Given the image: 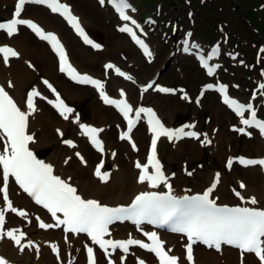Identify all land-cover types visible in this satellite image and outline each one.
I'll return each instance as SVG.
<instances>
[{
  "label": "bare ground",
  "instance_id": "6f19581e",
  "mask_svg": "<svg viewBox=\"0 0 264 264\" xmlns=\"http://www.w3.org/2000/svg\"><path fill=\"white\" fill-rule=\"evenodd\" d=\"M12 2L16 4V0H0V10H5L6 4L10 5ZM27 5L28 4H26L24 8ZM72 8L79 14L85 25L92 23L89 17L85 18L73 6ZM37 17L43 24L47 25L49 28H53L48 30L56 31L59 34L68 50H70V56H72L71 58L74 60L75 64H77V61L72 50H75L77 55L81 57L79 60H81L82 67L97 68L96 65L99 63L98 59L94 56L87 58L85 51L81 49L79 47L80 45L77 43V41H79L78 38L72 34L59 15L47 9V14L39 12ZM121 25H123V23ZM67 31L71 33L72 37ZM33 37L35 40H31L26 36L23 37L17 33L11 37H7L5 39L6 42H9L19 55L15 58H9L7 63L4 62L3 57L0 55V78L6 89L14 96L23 111L28 113L26 131L28 135L33 136L31 146L37 150L45 149L48 152L45 156V162L52 166L57 175L76 187L78 192L89 200H96L100 204H126L134 195L148 190L149 187L146 181L144 183L139 182V169H137L135 165L138 161L143 164L141 150L144 145L139 144V150L134 152L126 142H122L124 143L125 151V153L122 154L119 152L116 145L112 144L110 141L109 127L113 121V111L111 107L104 106L103 104L96 105L95 102L91 103L92 118L99 119L100 127L102 128L99 134L104 139L102 152L95 150L88 143L85 130H80L79 121L82 120V116L77 107L73 109L72 113L68 114L69 118L67 120H65L60 113L55 111L54 108L45 109L44 99L49 100L52 99L53 96L56 98L57 95H59V91L52 94L44 86H36L32 92H37L40 96L37 95L33 97L35 111L32 112L28 108L27 99L30 93L26 91V87L35 78L37 73L43 72L47 76L53 77L56 82L61 78V74L57 71V63L55 64L54 62L55 58L52 56L48 47L43 41L38 40L35 36ZM2 41L3 40L0 39V46ZM33 43L36 45H32ZM101 51H103V53H113L114 49L113 47L109 48L102 46ZM106 61L109 60L107 59ZM106 61L103 63V70ZM218 72L219 69L215 76ZM108 80L110 89L125 98H130L136 88L130 82L118 77L110 76ZM67 86L66 89H62L64 90L63 94L65 96L72 99L85 98V89L80 88L81 90H78V87ZM154 92L153 89L149 90L144 94V98L148 99ZM223 107L227 110L226 106ZM169 111L170 109H168V112ZM172 111H175V109L172 108ZM224 112L223 109L218 110L213 106L211 113L215 121L213 120L214 122L212 125H218V122L222 123L221 116H223ZM160 115L162 116V114ZM224 120L226 119L224 118ZM73 125H77V127L71 131ZM246 130L248 131L249 129ZM209 134L210 143L218 147L220 157L224 158L229 156V152L226 150L227 147L224 145L225 142H229L226 140L227 133L222 132L220 137L218 135V141L216 140L213 130H211ZM133 135L135 137L134 133ZM69 136L71 137L70 141L76 140V146L72 147L66 143ZM257 138L258 139L252 142L257 145L256 148L262 155L264 152V135L259 133ZM182 141L183 140L178 139L174 141L180 146L177 156L185 153L184 147L181 146ZM89 152L101 157L104 161V165L100 172L102 175H108L107 182H103L95 175L97 162L95 165L91 164ZM77 153H79L80 157H78ZM81 157H83V160H81ZM236 168L237 167L233 165L230 169L222 167L215 170L213 173L199 171L197 169L191 170L190 172L180 170L171 173L166 171L164 166L163 176L166 183L162 182L161 184H170L174 192L186 194L188 192H195L203 189L209 182L216 180V173L220 172L218 179L219 184L213 190L215 198H218L221 202H226L235 198L232 194V190L227 186L228 179L231 178L237 185L241 181L245 183V187L241 188V194L244 198L254 197L259 206H264V169L259 166L247 167L242 171V174H240L235 172ZM1 174L2 167L0 166V210H3L5 201L3 199V178ZM210 178L211 181L209 180ZM230 185L233 186L234 184L230 182ZM162 187H165V185H162ZM9 196L12 206L16 208L18 212H25L26 215L21 217L17 213L9 210L5 220V229L6 231L15 230L18 233L23 232V241L27 242L28 246L21 252L17 247L12 245L8 237L4 236V238L0 240V257H4L8 261V264H86L84 252L86 238L83 235H65L62 229L55 226L49 229L40 228V223H52L48 214L43 208L38 206L25 191L18 188L13 182H11L9 187ZM127 234H134L133 226L129 224H117L109 230V235L113 237H124L127 236ZM164 240L168 249L174 253L180 261H183L184 239L178 235L164 234ZM54 248L56 249L55 251ZM194 254L195 264H259L252 254H244V256H241L236 250L230 248H222L220 251H216L198 247ZM141 260L145 261L146 264L155 263L154 257L151 254L136 249L127 255L124 264H138ZM100 264H104V257H101Z\"/></svg>",
  "mask_w": 264,
  "mask_h": 264
},
{
  "label": "snow or ice",
  "instance_id": "6c2138e0",
  "mask_svg": "<svg viewBox=\"0 0 264 264\" xmlns=\"http://www.w3.org/2000/svg\"><path fill=\"white\" fill-rule=\"evenodd\" d=\"M26 3H38L46 4L53 12H59L65 16L77 32L84 37L86 43L91 44L87 36L84 34L83 29L80 28L78 18L71 14L70 8L65 4L58 3V0H18L15 7L14 17L7 23H0V29L7 32L8 36H12L17 33L18 26H27L32 29L37 36L42 40L49 41L52 47L57 51L60 56V71H67L69 75L76 79L79 77L78 82L91 83L98 89H103L102 82L93 80L88 76H80L70 64L67 63L66 54L63 51V46L60 45L59 40L54 34H45V32L30 20L20 18L21 13ZM103 4L104 0H100ZM121 5L126 7L124 0H121ZM121 13L123 20H128L129 17L123 13L122 7L118 9ZM120 31L129 32L136 43L139 44L145 54L151 55L149 49L142 41L136 38L135 33L127 27H122ZM98 47V45H93ZM218 51V49L216 50ZM0 53L3 54L4 62L7 63L9 57H18V53L10 47H0ZM212 55H216L213 52ZM204 66H207V62L204 61ZM112 69L114 66L108 64L106 66ZM117 74L123 76L124 73L118 68ZM208 73H213L212 68H208ZM127 79H132L127 77ZM45 83H47L45 81ZM11 86V85H9ZM51 87V85H49ZM208 87H212L209 85ZM264 88V85H261ZM224 94V103L228 104L241 115H243V105H239L235 100H231L226 94V86H221L219 89ZM54 91V89H53ZM160 91L167 92L168 89H160ZM123 94V93H122ZM39 95L37 92H32L28 95L27 106L34 112L35 106L33 103V97ZM101 97L106 104H111L120 109L125 117H128L130 107L125 102L123 106L115 100L109 99L107 95L101 91ZM59 100L60 115L65 120L69 118L68 114L72 113L73 109L64 105V102ZM51 103V101H49ZM250 109V106H249ZM146 110L141 108L140 113ZM150 117H152V131L156 139L152 140L151 148L152 155L149 157V163L155 168L154 174H148V169L145 167L142 169L143 174L139 176V182L144 183L148 181L151 187H157L158 182L166 183V180L161 172V166L156 159L155 150L157 139L160 136H165L169 140L174 138H183L184 136L193 137L199 139V134L195 132H185L184 128L178 130H169L165 128L158 119L155 118V113L151 109L147 110ZM139 115V113H137ZM252 120L244 119L243 123L247 126H255L260 129L262 135H264V122L256 119V112L252 111ZM28 122V113L21 111L20 108L13 102L12 98L5 91L3 87H0V130H2L4 136L7 138L8 143L4 145V153H8L10 148V155L0 153V164L3 165V199L8 201L7 207L11 212L17 213L23 217L26 215L23 211H17L12 206L11 201L8 198L7 184L9 176L15 177V181L20 187L35 199L37 204L43 205L44 208L56 216L57 212H62L65 219L58 221L67 226V231L72 233H86L93 243L98 244L101 249L107 250L108 247L112 249H122L124 252H128L130 245H138L140 248L146 249L152 252L159 258L160 264H179V258L169 255L164 250L163 243L159 240V237L155 232L151 233L148 238L152 241L151 245L142 243L139 240L129 239L127 241L114 242L112 240H104L103 237L108 234V226L117 220H132L136 224H140L144 220H148L149 223L159 224L160 226L170 225L172 231L186 233L188 240L191 242L187 245V260L193 262V248L192 243L200 241L207 245L209 248H215L220 250L222 244L232 245L241 250V252L253 253L259 258L261 264H264V211H255L250 208H220L217 207L214 201L209 199L208 193L203 196L197 197H184L183 199H176L169 195H158L155 193H141L136 196L135 201L128 208L118 207L110 208L102 206L96 200H85L76 194V188L70 186L64 180L58 176L53 175V168L50 164H46L33 155L28 149V143L33 140L32 135L26 134ZM132 121H129V132L131 131ZM191 127H194L192 125ZM85 134L90 135L92 143L102 151V142L98 140L97 134L102 129L89 128L84 126ZM241 131H243L241 129ZM122 139L129 138L122 136ZM70 146H75L71 141H66ZM133 147L135 145L133 144ZM79 155V153H77ZM83 160V157H81ZM240 163L246 166L248 165H261L264 166V159L252 160L240 158ZM232 161H228V166L231 167ZM98 166L95 175L102 181L107 182L108 175H102ZM137 168H141L140 163L136 164ZM219 177L216 180L218 182ZM169 189L171 188L168 185ZM212 187H215L213 184ZM241 188L245 187L241 183ZM211 189H209V192ZM237 195H240L238 192ZM251 204H256L257 201L253 197L250 200ZM5 213L0 210V239L4 238ZM40 228H50L53 225L39 224ZM7 237L14 241L15 245L20 248V251H24V247L21 246V240L24 238V233L20 232L19 236L16 235V231H7ZM56 249L54 248V251ZM88 264H96L95 255L91 247L87 248ZM0 264H8V261L4 257H0ZM114 264V262H110ZM139 264H145L143 260L139 261Z\"/></svg>",
  "mask_w": 264,
  "mask_h": 264
},
{
  "label": "rangeland",
  "instance_id": "374dc122",
  "mask_svg": "<svg viewBox=\"0 0 264 264\" xmlns=\"http://www.w3.org/2000/svg\"><path fill=\"white\" fill-rule=\"evenodd\" d=\"M67 1L70 2L77 10H79L85 18H90L92 23L88 24L89 26L87 25V27L92 31L101 33L104 37L106 45H108L109 48L113 47L114 49L113 53H93L89 49H85L80 45L79 47L85 51L87 58L94 56L99 62L98 65H96L97 68L94 69L82 67L81 60H79L81 57L77 55L75 50H72L73 55H75V59L81 69L93 74H99V72H102L103 62L106 59H110L116 61L118 65H123L129 68V70L134 72L135 76L140 79V82H144L154 76L156 71L164 66V58L167 56L169 48L164 46V42L161 41L160 38L156 37V35L150 36V42L154 49V61L149 63L145 56L142 55L141 50L129 43L126 34L120 33L118 31L117 28L120 22H118L117 16L113 13L106 2L101 4L97 0ZM133 1L137 3L141 8V11H143V13L141 12L142 15L146 12H152L153 15H155L156 10L162 7L166 12L168 8H171V12L175 11L174 16L181 17L180 19L184 21L183 24L186 25V28H193L195 38H197V40L209 45L216 40L224 42L225 44L228 37L238 34L236 38L238 36L241 38L240 50L242 53L240 52L239 54L242 56L239 55L238 58H232L229 55L230 50L225 46V51L227 52L224 57L225 64L223 66L222 72H219L218 76L216 77L223 78L222 75L224 74L226 75V78H231L228 80L230 83L234 81L240 83L241 87L239 89L233 88L235 93L248 97L251 88L256 84L257 80L264 78L260 74V70H264V51L262 52L259 49L261 46L264 47L263 44H261L264 43V35L256 32L255 35V33H253V26L249 25V23L245 20L246 17L243 15L244 13L241 11V8H243V11L248 17L256 20L258 22L256 24V29L260 30L261 28H264V11H259L258 5H261L264 0ZM12 4L13 2L10 5L6 4V9L0 10V16L3 18L10 16L13 9ZM190 9L194 11V15L191 17L188 16ZM39 12L47 14L45 10H42V8L38 6L30 5V7L26 8V14L29 17L36 18ZM163 17V15L155 16L156 22L158 24L161 23L163 21ZM191 18H194V24L188 21ZM216 25H219L224 29L217 30L215 29ZM46 27L49 28L47 25ZM68 34L71 36L70 32ZM19 35L23 37L26 36L27 38L33 40L26 29L22 30ZM253 36H255V39ZM0 38L4 39L5 35H0ZM32 45L35 46L36 44L33 43ZM177 53L178 54H174L171 66H166V71L160 77L159 82L166 83L168 85H178L180 82H183L186 87H189L188 91L184 92L186 95L185 98L182 99L179 97V95L163 97L161 95L155 94L151 95L149 99L144 100V103L155 106L157 109L162 111V115L170 125H176L184 120L192 122L194 127L190 128L199 131L201 135L197 141H190L185 137L181 145L184 147L185 153L178 156L177 152L180 146H177V144L173 142L169 143L165 140L162 141L160 145V153L164 159L167 171L175 173L180 170L190 172L191 170L197 169L199 171L213 173L216 169L222 168L226 158H221L218 152V147L214 144H211L207 140V138L210 136L209 132L211 130L215 132L217 141L218 135L220 137L222 132L227 133L226 140L230 143L225 142L224 145L227 147L226 150H228L229 156H237L239 154L259 156L261 153L258 152L256 148L257 145L252 142L255 141V139H258L256 137L258 133L252 130L249 133L245 132L244 134H239L237 130V118L231 115L228 111L224 110L219 98L215 94H207L201 98L200 104L197 103L196 99L198 91L201 89L203 83L209 79L199 69L193 54L180 56V52ZM240 57L245 60V65H238V60ZM177 65L180 67L181 75L184 76L183 79H181L178 69H175V66ZM251 65H254L252 69H254L255 72L252 75H250V72L248 71ZM232 66H235L237 70L233 71V69H231ZM41 79L51 80L56 85H61L62 89H66L68 87L67 85L73 86L66 82L62 77L59 78L58 83H56V81L50 76H47L45 73L41 72V74H38L35 77L33 82L27 85V92L31 91L38 83L41 84ZM77 89L81 90L80 88ZM84 93L85 98L83 99L66 98L70 103L78 107L80 112L83 113L84 120L82 122L88 121L89 123L99 125V119L92 118L91 103L95 102L96 105H100V102L95 97L91 89L85 88ZM44 106L45 108L47 107L46 104H44ZM213 106H215V108L218 110L223 109L225 111L223 116H221L222 123L218 122V125H212V123L215 121L211 113ZM172 108L175 109V111H172ZM168 109H170L169 112ZM261 111V115L264 116V110ZM224 118L226 120H224ZM76 127L77 125L71 127V130L75 129ZM135 135L137 136V141L139 144L144 145L143 149L141 150L144 156L149 135L142 123L137 127ZM118 136V125L112 123L110 127L111 142L117 146L119 152L124 153V144L120 143ZM89 156L92 164H95L97 161V156H93L91 152H89ZM242 171L243 168L238 166L235 172L242 174ZM209 180H211V178ZM230 182L236 185V182L231 180V178L228 179V185H226L229 186Z\"/></svg>",
  "mask_w": 264,
  "mask_h": 264
}]
</instances>
